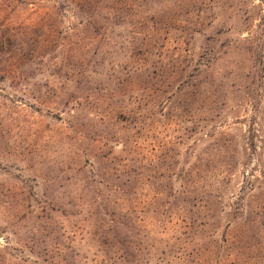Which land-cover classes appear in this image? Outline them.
<instances>
[{
  "label": "rangeland",
  "instance_id": "374dc122",
  "mask_svg": "<svg viewBox=\"0 0 264 264\" xmlns=\"http://www.w3.org/2000/svg\"><path fill=\"white\" fill-rule=\"evenodd\" d=\"M0 264H264V0H0Z\"/></svg>",
  "mask_w": 264,
  "mask_h": 264
},
{
  "label": "trees",
  "instance_id": "16d2710c",
  "mask_svg": "<svg viewBox=\"0 0 264 264\" xmlns=\"http://www.w3.org/2000/svg\"><path fill=\"white\" fill-rule=\"evenodd\" d=\"M54 33H56V32L54 31Z\"/></svg>",
  "mask_w": 264,
  "mask_h": 264
}]
</instances>
